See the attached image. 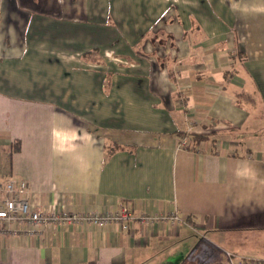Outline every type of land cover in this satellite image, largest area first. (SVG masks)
Returning <instances> with one entry per match:
<instances>
[{
    "label": "crops",
    "instance_id": "1",
    "mask_svg": "<svg viewBox=\"0 0 264 264\" xmlns=\"http://www.w3.org/2000/svg\"><path fill=\"white\" fill-rule=\"evenodd\" d=\"M101 1L0 0V185L77 216L3 223L0 264H264V0H124L121 34Z\"/></svg>",
    "mask_w": 264,
    "mask_h": 264
},
{
    "label": "built area",
    "instance_id": "2",
    "mask_svg": "<svg viewBox=\"0 0 264 264\" xmlns=\"http://www.w3.org/2000/svg\"><path fill=\"white\" fill-rule=\"evenodd\" d=\"M189 131L179 136L177 146L185 148L192 146V140L188 135ZM26 182L19 180L16 182L14 179H9L4 185H0V232L5 231L2 226L3 223L9 225L13 223H21L27 221L30 225H37L42 222H64L77 219L76 214L64 213L61 215L55 213L44 212L41 209H33L30 205L29 199L24 196ZM2 192L5 194L2 197ZM130 210L125 205L118 206L115 210L96 211L88 216L92 223L99 226H105L111 221L118 224H126L132 218ZM141 222L148 224L158 219L157 214L143 213L141 214ZM163 220L168 219L171 222L177 223L181 220L179 214L175 211L166 213ZM229 254V252H228Z\"/></svg>",
    "mask_w": 264,
    "mask_h": 264
},
{
    "label": "rangeland",
    "instance_id": "3",
    "mask_svg": "<svg viewBox=\"0 0 264 264\" xmlns=\"http://www.w3.org/2000/svg\"><path fill=\"white\" fill-rule=\"evenodd\" d=\"M97 2H101L102 3V1L101 0H97ZM109 2V1H108ZM121 6H123V10L126 8V6H127V3H125L124 2V0H120V3L117 5V4H115V3H113V7H114V10H115V12H116V15H117V17L119 18V25H118V27H117V32L118 33H122V30H121V28L123 29V23H121V21H120V16H119V13H118V10H119V12H120V9H121ZM94 7H96V6H94ZM130 7V6H129ZM108 13H110V5L108 4ZM104 10V8H101L100 7V9H98V13H97V16H100V17H102L103 18V11ZM81 17H83V15L81 14ZM88 17H89V15H88ZM105 17V16H104ZM108 17H110V16H108ZM112 17V16H111ZM106 18L107 17H105V20H106ZM108 20V19H107ZM106 20V22H108V23H113V21H107ZM140 21H138V23H139ZM144 24H145V22H144ZM144 26V25H143ZM136 33V36H138V39L141 41L142 39H144V38H146V30L145 31H141L140 29L138 30V31H136L135 32ZM142 42V41H141ZM139 50H141V52L143 51V49L141 48V46H139L138 47V51L136 52V54L138 55L140 52H139ZM113 55H115L114 53H112V52H108L107 53V56L109 57V58H113L114 56Z\"/></svg>",
    "mask_w": 264,
    "mask_h": 264
},
{
    "label": "trees",
    "instance_id": "4",
    "mask_svg": "<svg viewBox=\"0 0 264 264\" xmlns=\"http://www.w3.org/2000/svg\"><path fill=\"white\" fill-rule=\"evenodd\" d=\"M163 264H169V263H167V262H164Z\"/></svg>",
    "mask_w": 264,
    "mask_h": 264
}]
</instances>
